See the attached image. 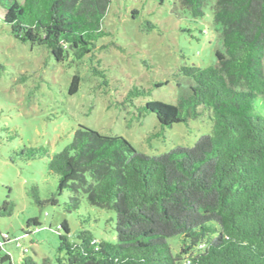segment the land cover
I'll return each instance as SVG.
<instances>
[{
  "label": "trees",
  "instance_id": "16d2710c",
  "mask_svg": "<svg viewBox=\"0 0 264 264\" xmlns=\"http://www.w3.org/2000/svg\"><path fill=\"white\" fill-rule=\"evenodd\" d=\"M156 1L159 6L167 1L172 14L182 10L197 19L208 0ZM110 3L0 0V26L14 39L44 48L56 62L86 56L99 64L96 42L106 35L102 24ZM211 13L221 47L214 65L177 68V75L190 80L187 95L175 104L151 100L136 105L131 97L148 94L142 88L130 90L121 102L130 101L139 117L155 114L161 132L208 115L211 133L191 148L147 156L123 137L81 125L58 153L24 147L26 160L46 156L47 170L57 178V195L69 193L65 211L77 210L85 197L115 214L113 242L97 239L88 229L71 241L68 224L60 223L62 256L54 262L45 258L43 264H264V114L258 110L264 108V0H213ZM5 71L0 61V77ZM92 74L104 77L93 66ZM79 82L74 75L69 95ZM30 192L39 204L37 186ZM13 209V202L4 201L0 218ZM30 224L39 227L36 219ZM172 238L178 240L177 252ZM8 241L0 233V264H11L4 248ZM21 261L37 264L24 253Z\"/></svg>",
  "mask_w": 264,
  "mask_h": 264
},
{
  "label": "rangeland",
  "instance_id": "374dc122",
  "mask_svg": "<svg viewBox=\"0 0 264 264\" xmlns=\"http://www.w3.org/2000/svg\"><path fill=\"white\" fill-rule=\"evenodd\" d=\"M212 1H207L202 18L193 19L182 10L172 14L167 1L159 6L156 0H111L102 24L106 35L96 42V48L101 47L95 50L99 64L86 56L56 62L44 48L22 43L0 26V61L6 69L0 77V205L14 203L12 214L0 218V233L9 238L4 248L11 264H22L23 253L37 264L62 256L57 228L63 221L71 241L81 229L97 239L115 241L114 212L90 205L85 197L77 210L65 211L69 193L57 195V178L48 172L46 156L26 160L24 147L43 146L49 154L58 153L81 125L101 135L123 137L136 151L157 156L191 148L211 133L206 114L161 132L155 114L139 117L130 101L121 102L130 90L142 88L148 94L131 97L136 105L151 100L175 104L190 92V80L177 75V68L214 65L215 51L221 47ZM148 23L154 28L148 29ZM92 66L104 77L93 75ZM74 75L80 77L79 87L69 95ZM258 110L264 114V108ZM32 185L37 186L39 204L31 195ZM33 219L39 223L37 229L26 225ZM169 242L177 252L178 240Z\"/></svg>",
  "mask_w": 264,
  "mask_h": 264
}]
</instances>
